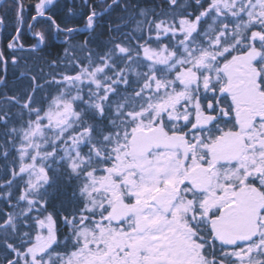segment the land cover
Returning <instances> with one entry per match:
<instances>
[{
  "label": "snow or ice",
  "instance_id": "obj_1",
  "mask_svg": "<svg viewBox=\"0 0 264 264\" xmlns=\"http://www.w3.org/2000/svg\"><path fill=\"white\" fill-rule=\"evenodd\" d=\"M54 3L0 48V264H264V0Z\"/></svg>",
  "mask_w": 264,
  "mask_h": 264
},
{
  "label": "trees",
  "instance_id": "obj_2",
  "mask_svg": "<svg viewBox=\"0 0 264 264\" xmlns=\"http://www.w3.org/2000/svg\"><path fill=\"white\" fill-rule=\"evenodd\" d=\"M4 2H11L12 0H4ZM0 5V15H4V6L9 7V11L7 12V20L4 25H0V48L6 47L7 38L10 37L14 33L15 27V19H14V12L11 10L10 5L11 3ZM35 0H25V4L28 7V11L26 12V19L24 24V40L26 45L34 43V39L27 31V24L30 21V15L34 14L31 10L30 5L34 3ZM135 3L136 0H133ZM82 0H55V3L50 6L52 9V13L57 22L60 23L62 26H74L73 18L69 14V8H72L74 11L80 8ZM141 6L150 7L154 4L160 3V0H140ZM123 15L120 9H116L112 13L110 17H106V21L110 20L112 22H119V17ZM61 36V37H60ZM82 39L81 36H76L73 39V43ZM66 45L64 44V36L61 34L57 36L54 32L51 34V39L46 46H41L42 51L37 53H25L26 58L29 60V64L32 66H45L47 62L51 59H56L63 54V48ZM47 70V69H46ZM0 76L4 78L6 81L3 84H0V94L7 92L9 95H12L18 91L24 89L27 84L28 80L24 77L20 76V69L16 68L12 65L8 66V71L5 74L3 69L0 68ZM58 202V201H57Z\"/></svg>",
  "mask_w": 264,
  "mask_h": 264
},
{
  "label": "rangeland",
  "instance_id": "obj_3",
  "mask_svg": "<svg viewBox=\"0 0 264 264\" xmlns=\"http://www.w3.org/2000/svg\"><path fill=\"white\" fill-rule=\"evenodd\" d=\"M4 2V0H2V3ZM8 3H11V2H4V4H8ZM61 37V36H60Z\"/></svg>",
  "mask_w": 264,
  "mask_h": 264
}]
</instances>
